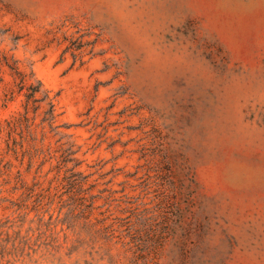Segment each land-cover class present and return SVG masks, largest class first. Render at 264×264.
<instances>
[{"label":"rangeland","instance_id":"1","mask_svg":"<svg viewBox=\"0 0 264 264\" xmlns=\"http://www.w3.org/2000/svg\"><path fill=\"white\" fill-rule=\"evenodd\" d=\"M0 54L59 115L8 152L2 68L0 264H264V0H0Z\"/></svg>","mask_w":264,"mask_h":264},{"label":"trees","instance_id":"2","mask_svg":"<svg viewBox=\"0 0 264 264\" xmlns=\"http://www.w3.org/2000/svg\"><path fill=\"white\" fill-rule=\"evenodd\" d=\"M3 67H7L10 69L13 77L15 78V82L18 86V90L14 91L10 97L7 95L6 102H11L14 100L16 93L23 94L25 97L24 100V112H21L17 116H13L10 120H7V126L5 130H7V150L10 153L15 154V156L20 155V153H24V156L30 149L24 148L25 141L27 140V134L32 135L34 132V128L37 126L36 122L39 117L41 119V125L46 128L47 125L51 128L57 123L58 111H57V103L56 98L51 96V93L44 88V85L41 81H34L32 75H28L25 73L21 67L18 65L17 61L11 62L10 58L6 55L0 54V71ZM18 136L21 138L19 140ZM72 148L66 150L64 154L67 157H64L63 162L67 165L68 163L75 162L76 159L71 157L75 153L71 151ZM3 159L0 157V215L3 212L5 213L8 210L14 209L18 206L11 198H9L8 194L14 193L15 190L18 191V187H13L12 189H8V186L13 183L11 169H1V165L3 164ZM31 164L34 162V156L31 155ZM69 170H73L77 167ZM7 175L9 178L5 177L4 180H1L2 177ZM81 176V175H75ZM22 181L24 188L26 183L22 178H17L15 185H19ZM81 182L78 180L73 181V185L76 187H81ZM26 190L32 193L31 188L27 187ZM7 202H10L11 205H7ZM1 237V234H0ZM7 241L0 239V247L2 249L6 248Z\"/></svg>","mask_w":264,"mask_h":264}]
</instances>
